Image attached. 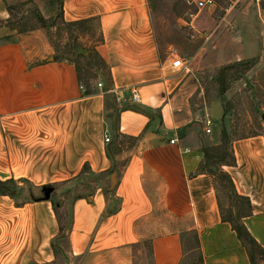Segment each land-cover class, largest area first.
I'll return each mask as SVG.
<instances>
[{
	"label": "crops",
	"instance_id": "1",
	"mask_svg": "<svg viewBox=\"0 0 264 264\" xmlns=\"http://www.w3.org/2000/svg\"><path fill=\"white\" fill-rule=\"evenodd\" d=\"M29 1L45 19L58 5L0 0V264H138L145 243L152 264H191L194 251L203 264H252L224 220L216 176L200 172L204 149L221 145L223 103L203 100L188 68L194 57L161 50L150 0H63L65 22L90 21L102 37L96 50L110 81L91 82L75 63L55 61L46 29L8 25V6ZM223 8L206 11L217 30L235 27ZM179 58L184 65L175 68ZM231 150L236 165L222 170L251 201L243 223L264 248V135L236 139ZM86 166L85 175L104 176L96 190L56 203V187L82 178ZM10 183L34 197L9 192Z\"/></svg>",
	"mask_w": 264,
	"mask_h": 264
},
{
	"label": "rangeland",
	"instance_id": "2",
	"mask_svg": "<svg viewBox=\"0 0 264 264\" xmlns=\"http://www.w3.org/2000/svg\"><path fill=\"white\" fill-rule=\"evenodd\" d=\"M216 1L224 7L234 5L229 19L235 27H227L225 23L222 29L217 30L214 16L207 12L199 14L185 0H150L160 48L165 51L173 46L178 53L194 57L188 67L198 74L204 90L203 100L205 98L208 103L222 101V133L227 132L231 142L264 135V0ZM20 4L15 5L17 10L13 18V24L19 31L42 28L33 13L39 10L38 4ZM60 13V6L54 5L52 14L46 19L45 29L55 49V57L73 61L86 82L98 80V75L108 77L107 68L95 54L101 42L95 24L68 28L63 24ZM221 47L225 48L222 53L226 55L223 63L220 62ZM76 50L82 52V56ZM248 56L252 58L246 59ZM103 179L101 175L84 174L74 183L57 186L56 203L91 195ZM106 185L111 186V180ZM8 189L12 193L19 191L26 196L29 194V198L34 197V190L26 185L10 183ZM221 192L222 205L227 212L232 203L231 195L227 190L221 189ZM67 213V210L60 213L64 226L68 222ZM192 247L196 248L194 240ZM198 257V252L194 251L190 263L198 264ZM137 263L152 264L149 243L144 244ZM256 264H264V255L256 257Z\"/></svg>",
	"mask_w": 264,
	"mask_h": 264
},
{
	"label": "trees",
	"instance_id": "3",
	"mask_svg": "<svg viewBox=\"0 0 264 264\" xmlns=\"http://www.w3.org/2000/svg\"><path fill=\"white\" fill-rule=\"evenodd\" d=\"M62 2L63 0H58L56 3L61 7L60 18H62L64 25H66L68 28H75V27H82V26H87L91 24L90 21L75 22V23L65 22V20L63 19V10H62L63 3ZM28 4L35 5V3L32 1L24 2V3H21L20 5H28ZM8 9L12 16V19L9 21L8 25L14 29H18L16 25L13 24L14 23L13 18L15 17L17 7L15 5L8 6ZM33 13L35 17L37 18V20L39 21V23L42 24V28L44 29L47 28L46 27L47 20L42 16L40 11L36 10ZM101 42H102V37H101ZM76 52L79 56L80 55L82 56V52L78 53L77 50ZM95 54L98 56L103 66L107 68V71L109 72L108 66L106 65L104 60L101 58V56L98 54L96 49H95ZM62 60H65V59H60V58L55 57V61H62ZM69 62H73V61H69ZM78 72L80 75V80L86 81L83 78L79 68H78ZM106 78L108 79V81H110L109 73H108V77ZM232 142L230 141V137L227 134V132H224L222 133V140H221L220 146L205 148L204 149L205 159H204V163L200 167V172L209 173V174L216 176L218 185L220 184L219 187H221V189L225 191L227 190L230 193L231 197H229V199H232L231 207L233 205L236 206V213L234 214L233 208L228 209L227 212H225L224 210V220L230 222L233 225L234 230L237 232L240 240L243 242L244 246L246 247L248 251L252 264H256V257L258 255H264V248H262V246L255 240V238L252 236V234L249 232V230L246 228V226L243 223V218L248 217L252 214L251 201L248 198L242 197L238 194L232 178L230 177L229 174L225 173L222 170V168L225 166L232 167L236 165V160L231 150ZM89 170H90L89 167L86 166L83 171L84 174L87 173ZM54 206H56L55 203H54ZM60 222L62 223L61 219H60ZM64 227L65 226L63 225L62 230L64 229ZM150 253L152 255L151 246H150ZM198 255H199L198 264H203L202 256L200 254Z\"/></svg>",
	"mask_w": 264,
	"mask_h": 264
},
{
	"label": "built area",
	"instance_id": "4",
	"mask_svg": "<svg viewBox=\"0 0 264 264\" xmlns=\"http://www.w3.org/2000/svg\"><path fill=\"white\" fill-rule=\"evenodd\" d=\"M185 1H186L188 6L194 7L195 9H197L199 14L206 12V11L213 10V9H217V7H218V3L216 0H185ZM233 7H234L233 4L228 6V7H224L223 11H222L223 17L231 15V13L233 11ZM183 65H184V63H183V60L181 58H179L177 61H175L173 63V66L175 68H182ZM98 87L103 88L104 85L101 82H99ZM81 90L85 91L84 85H81ZM133 100L136 103L141 102V97H140L139 92H137V91L134 92ZM213 128H214V121L210 118L206 119L205 120V133L207 135H211L213 133ZM111 141L112 140H111L110 136L107 135L106 136V143L109 144V143H111ZM172 143L174 144L175 141H172Z\"/></svg>",
	"mask_w": 264,
	"mask_h": 264
},
{
	"label": "water",
	"instance_id": "5",
	"mask_svg": "<svg viewBox=\"0 0 264 264\" xmlns=\"http://www.w3.org/2000/svg\"><path fill=\"white\" fill-rule=\"evenodd\" d=\"M50 192H52V190H49V191L47 192V199L50 198Z\"/></svg>",
	"mask_w": 264,
	"mask_h": 264
}]
</instances>
